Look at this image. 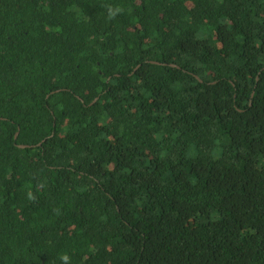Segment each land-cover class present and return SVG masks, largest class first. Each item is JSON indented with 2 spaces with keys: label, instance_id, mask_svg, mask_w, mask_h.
<instances>
[{
  "label": "trees",
  "instance_id": "1",
  "mask_svg": "<svg viewBox=\"0 0 264 264\" xmlns=\"http://www.w3.org/2000/svg\"><path fill=\"white\" fill-rule=\"evenodd\" d=\"M65 255L264 264V0H0V264Z\"/></svg>",
  "mask_w": 264,
  "mask_h": 264
},
{
  "label": "clouds",
  "instance_id": "2",
  "mask_svg": "<svg viewBox=\"0 0 264 264\" xmlns=\"http://www.w3.org/2000/svg\"><path fill=\"white\" fill-rule=\"evenodd\" d=\"M120 12H122V9H119V8L113 9V8L109 7L108 19L109 20L114 19L115 16L117 14H119ZM29 199H32L31 194H29ZM68 259L69 258L66 255L61 257V260L64 262V264H68Z\"/></svg>",
  "mask_w": 264,
  "mask_h": 264
},
{
  "label": "water",
  "instance_id": "3",
  "mask_svg": "<svg viewBox=\"0 0 264 264\" xmlns=\"http://www.w3.org/2000/svg\"><path fill=\"white\" fill-rule=\"evenodd\" d=\"M18 136V135H17ZM22 148H26L27 146H21Z\"/></svg>",
  "mask_w": 264,
  "mask_h": 264
}]
</instances>
